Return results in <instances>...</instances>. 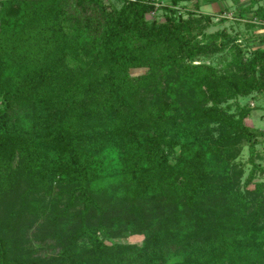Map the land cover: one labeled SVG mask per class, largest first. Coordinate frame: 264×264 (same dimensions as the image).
<instances>
[{"label": "trees", "instance_id": "trees-1", "mask_svg": "<svg viewBox=\"0 0 264 264\" xmlns=\"http://www.w3.org/2000/svg\"><path fill=\"white\" fill-rule=\"evenodd\" d=\"M155 1L0 0V264H264V48Z\"/></svg>", "mask_w": 264, "mask_h": 264}, {"label": "rangeland", "instance_id": "rangeland-1", "mask_svg": "<svg viewBox=\"0 0 264 264\" xmlns=\"http://www.w3.org/2000/svg\"><path fill=\"white\" fill-rule=\"evenodd\" d=\"M108 2L120 6L121 0H108ZM156 5L164 6L165 0L155 1ZM249 3L248 0H242L240 2H234L232 0H219L216 3L205 4L200 8V13L211 15L213 24L207 29V34H215L217 32L225 31L232 38H237L241 45L244 47L246 54L249 56L255 49L264 48V25L253 18V13L248 12L246 16L239 17L238 10ZM187 3L181 5V12H186L192 9V3ZM263 4L260 1L255 5L254 9ZM185 6V7H184ZM163 11H153L148 15V19H153L154 17H160L163 20L161 13ZM184 17H187L185 14ZM230 59V51H225L212 58H205L204 61L213 64H223ZM140 71L133 72V75L139 74ZM249 103L252 107V113L249 120H246V124L250 127L255 128L258 132L264 134V99L261 95H254L249 98L242 100V103ZM233 109V108H232ZM256 150L259 157L256 158V164L264 168V137L261 138V142L257 145ZM250 148L248 145H244L241 151V155L238 158V162L244 168V178L245 180L252 169V164L249 163ZM264 181V174L257 173L255 182ZM253 187V185H251ZM34 230H29L26 232L25 236L30 241L29 247L35 251L36 257H50L57 255L59 249L49 246L52 242H47L42 244L38 242L33 236ZM22 235V234H19ZM144 240L143 236H130L119 239H105L108 244L113 243H130L142 245Z\"/></svg>", "mask_w": 264, "mask_h": 264}]
</instances>
